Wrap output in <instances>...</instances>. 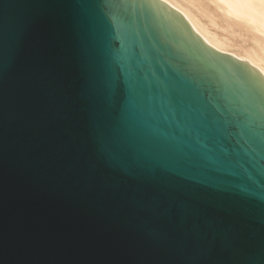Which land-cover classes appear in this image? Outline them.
I'll list each match as a JSON object with an SVG mask.
<instances>
[{
	"label": "water",
	"instance_id": "1",
	"mask_svg": "<svg viewBox=\"0 0 264 264\" xmlns=\"http://www.w3.org/2000/svg\"><path fill=\"white\" fill-rule=\"evenodd\" d=\"M0 264H264V76L161 0H0Z\"/></svg>",
	"mask_w": 264,
	"mask_h": 264
},
{
	"label": "bare ground",
	"instance_id": "2",
	"mask_svg": "<svg viewBox=\"0 0 264 264\" xmlns=\"http://www.w3.org/2000/svg\"><path fill=\"white\" fill-rule=\"evenodd\" d=\"M213 48L237 55L264 76V3L244 0H161Z\"/></svg>",
	"mask_w": 264,
	"mask_h": 264
},
{
	"label": "snow or ice",
	"instance_id": "3",
	"mask_svg": "<svg viewBox=\"0 0 264 264\" xmlns=\"http://www.w3.org/2000/svg\"><path fill=\"white\" fill-rule=\"evenodd\" d=\"M244 2H259V3H264V0H244Z\"/></svg>",
	"mask_w": 264,
	"mask_h": 264
}]
</instances>
